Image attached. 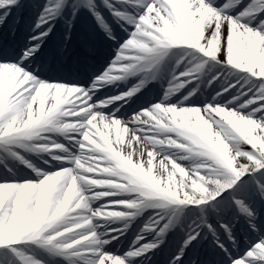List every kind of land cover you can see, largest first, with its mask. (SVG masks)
<instances>
[{
	"label": "snow or ice",
	"instance_id": "6c2138e0",
	"mask_svg": "<svg viewBox=\"0 0 264 264\" xmlns=\"http://www.w3.org/2000/svg\"><path fill=\"white\" fill-rule=\"evenodd\" d=\"M39 8L0 0V32L25 33L14 45L0 36V264H154L189 210L198 221L166 264H264V216L252 203L264 206V0H47L32 19ZM81 19L90 27L78 34ZM98 36L111 51L95 67ZM230 70L249 91L225 103L230 83L192 105ZM154 81L167 82L163 99L133 107ZM145 209L155 217L115 251ZM239 219L255 239L237 235ZM114 220L126 223L107 226Z\"/></svg>",
	"mask_w": 264,
	"mask_h": 264
},
{
	"label": "bare ground",
	"instance_id": "6f19581e",
	"mask_svg": "<svg viewBox=\"0 0 264 264\" xmlns=\"http://www.w3.org/2000/svg\"><path fill=\"white\" fill-rule=\"evenodd\" d=\"M36 1H39V0H30V2H29V4H31V2L33 3V2H35L36 3ZM34 11V10H33ZM87 30L88 29H85V31L87 32ZM195 61H192L191 62V65L190 66H195ZM233 71L234 70H230V71H227L229 74L231 73L232 74V77L230 78V80L229 81H226V82H223V85H221V86H217V84H216V86H212L211 88H209V87H206V86H202V89H206V90H210V91H212V89L214 88V87H216V91H214V92H211V94L210 95H207V97L209 98V99H207V100H211L212 99V97H214L215 95H216V93L217 92H221L222 90H223V88H225V87H227V86H229L230 85V83L232 84V83H235V82H238V85L235 87V88H232L231 89V93H235L234 91H235V89L238 87V86H240V85H247V83L245 82V81H243V80H241L239 77H237V76H234L233 75ZM167 85V87H168V84H166ZM167 89V88H166ZM181 92H183L182 94L183 95H186L187 93H188V89H184V90H181ZM177 94V93H176ZM175 95V94H174ZM204 96V95H203ZM231 95H225V103H227V100H229V99H234L235 97H236V95L235 96H233L234 98H231L230 97ZM202 97V96H201ZM163 99V96H161V98L159 99V100H157V101H155V102H159L160 100H162ZM183 99V97L182 98H180V100H182ZM244 100L246 101L247 100V97L246 98H244ZM172 101L173 102H177L178 103V101L179 100H173L172 99ZM204 102H205V100H203L200 104L199 103H193L192 102V105L193 106H197V107H203L204 106ZM45 135H48V134H45ZM51 137L53 138V139H55V140H57V141H59L60 143H62V144H64L65 146H67L66 145V142H68L69 143V141L68 140H66L65 138H64V136H62V135H60V134H51ZM166 147V146H165ZM72 151V150H71ZM75 151H76V149H75ZM169 151H172V152H176L180 157H183V156H186V155H188L186 152H182V151H179V150H176V149H169ZM26 154H28L27 155V157L32 161V162H34L35 164H37V162L39 161V160H41L40 158H39V155L38 154H29V153H26ZM44 155V157H45V159H47V160H50V157H47V154H43ZM38 159V160H37ZM65 160L66 159H68V157H65L64 158ZM37 160V161H36ZM182 165L183 166H186V167H188V166H191V167H199L200 165H199V161H196V160H182ZM41 170H44V169H41ZM225 197H227V196H225ZM227 199H224L221 203L222 204H225L226 205V203H227ZM103 203V201H100V202H97V204L95 205V206H99L100 204H102ZM259 211H260V209H258ZM214 211H212V213H213ZM234 214V216H237V213L235 214V213H233ZM155 215H156V213H155V210H153V209H145L143 212H142V214L139 216V217H135L136 219L137 218H141V217H144L143 219H144V223H143V226L144 225H146L151 219H153L154 217H155ZM199 215V213L198 214H196V216H198ZM187 217H189L188 215H186ZM138 219V220H139ZM189 219H193V216L192 217H190ZM190 220V221H191ZM189 221V222H190ZM125 223H126V221H123V220H114V221H109V222H107V226H110V227H113V228H118V227H121V226H124L125 225ZM137 223V222H136ZM135 222H133V225H135L136 224ZM195 224V223H194ZM187 225V228H191V227H193V225L192 226H189L188 224H186ZM239 225V227L240 228H242L243 230H244V232L246 233V234H250L249 232H248V226H247V224L245 223V221L243 220V219H239V222L237 223V226ZM101 231H103L104 229L103 228H101L100 229ZM130 230H129V232H127V233H125V235H123V236H121V240H123L124 238H126L129 234H130ZM180 231H179V228H178V226L175 228V229H173V230H171L166 236L167 237H165V241L167 240H170L171 241V244H172V240L173 239H175L180 233H179ZM139 233H137L136 234V236L138 235ZM251 236H253L254 237V235L253 234H250ZM136 236L134 237V239L136 238ZM133 239V240H134ZM132 240V241H133ZM173 242H175V241H173ZM132 243V242H131ZM130 243V244H131ZM163 245V244H162ZM162 245H161V247H162ZM28 248H30V247H28ZM205 248V247H204Z\"/></svg>",
	"mask_w": 264,
	"mask_h": 264
},
{
	"label": "rangeland",
	"instance_id": "374dc122",
	"mask_svg": "<svg viewBox=\"0 0 264 264\" xmlns=\"http://www.w3.org/2000/svg\"><path fill=\"white\" fill-rule=\"evenodd\" d=\"M195 63H196V61H195ZM223 78H225L224 76H223ZM233 84H236L237 85V82L236 83H233ZM229 86H227V87H225V88H228ZM225 88H223V90L225 89ZM223 90H222V92H223ZM240 90H244V91H249V89H248V86L247 85H240V86H238L236 89H235V93L233 94V93H231V98H234L233 96H237V95H239V92H240ZM232 92V91H231ZM209 93H210V91H209ZM207 95H210V94H204V96H202L201 97V95L200 94H198L197 96H194V97H192L191 98V101L192 102H194V103H197V102H202L203 100H205V98H207V99H209L208 97H207ZM225 95H228L227 93H225ZM246 97V96H245ZM199 103V104H200ZM240 232L241 233H243V230H241L240 229ZM245 247H246V245H242V251L243 250H245ZM115 249V248H114ZM117 250H119L120 248H116ZM155 261H157V260H155Z\"/></svg>",
	"mask_w": 264,
	"mask_h": 264
}]
</instances>
